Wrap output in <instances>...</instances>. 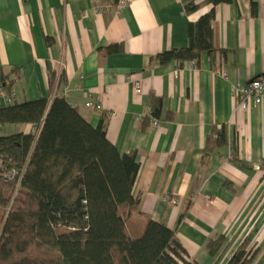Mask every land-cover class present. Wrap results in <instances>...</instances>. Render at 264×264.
<instances>
[{"label": "crops", "instance_id": "crops-1", "mask_svg": "<svg viewBox=\"0 0 264 264\" xmlns=\"http://www.w3.org/2000/svg\"><path fill=\"white\" fill-rule=\"evenodd\" d=\"M188 1L126 0L117 14L114 0H0V108L9 96H60L93 127L107 114V140L120 154L135 152L139 164L129 234L146 219L161 223L196 264H227L248 238L260 246L252 264H264V98L243 109L231 94L237 83L264 78V0L215 7V52L196 70L153 65L156 55L185 48L187 25L213 8L187 15ZM109 48L116 51L103 55ZM151 96L161 100L158 128L144 122ZM212 129H224L226 145L205 158ZM219 236L211 257L207 243Z\"/></svg>", "mask_w": 264, "mask_h": 264}, {"label": "trees", "instance_id": "trees-1", "mask_svg": "<svg viewBox=\"0 0 264 264\" xmlns=\"http://www.w3.org/2000/svg\"><path fill=\"white\" fill-rule=\"evenodd\" d=\"M196 1L186 3L185 14L213 8L187 25L185 48L156 55L153 65L181 69L215 52L214 9L234 0ZM6 104L0 108V264H196L161 223L146 219L139 232L128 233L139 205L133 197L139 164L135 152L120 154L107 140V114L93 127L60 96ZM149 111L145 123L159 117V98L150 97ZM6 126L32 130L2 135ZM225 145L224 129H212L203 156ZM223 241L219 236L207 243L211 257ZM257 253L247 238L227 264H252Z\"/></svg>", "mask_w": 264, "mask_h": 264}, {"label": "built area", "instance_id": "built-area-1", "mask_svg": "<svg viewBox=\"0 0 264 264\" xmlns=\"http://www.w3.org/2000/svg\"><path fill=\"white\" fill-rule=\"evenodd\" d=\"M126 7V0H118L115 5V11L117 14H120ZM189 68L191 70H196L198 68L197 63L191 62ZM223 77H226V74H223ZM128 80L134 92L139 94L141 91L140 80L133 78V76L128 77ZM231 94L243 109H247L250 104L254 108L258 107L264 98V78L253 79L246 84L237 83L232 87ZM5 100L10 104L13 101V96L6 97ZM85 106L87 108H94L95 110L101 109L99 104L94 105L91 102H88ZM150 124L153 128L159 127V121L154 118H151ZM165 202L169 205H175V200L173 198L167 197L165 198Z\"/></svg>", "mask_w": 264, "mask_h": 264}, {"label": "rangeland", "instance_id": "rangeland-1", "mask_svg": "<svg viewBox=\"0 0 264 264\" xmlns=\"http://www.w3.org/2000/svg\"><path fill=\"white\" fill-rule=\"evenodd\" d=\"M14 127L11 126H6L3 130H2V135H10V134H14L16 133L15 130H13ZM131 226L128 224V228H130ZM257 240V239H256ZM252 245H254V249H256L257 251L259 250V244L257 242H253L251 243ZM240 246V245H239ZM259 246V247H258ZM238 249V248H237Z\"/></svg>", "mask_w": 264, "mask_h": 264}]
</instances>
